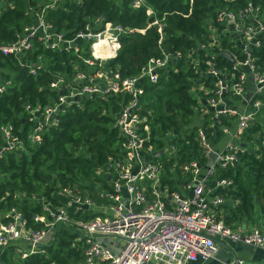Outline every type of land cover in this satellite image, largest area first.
Segmentation results:
<instances>
[{
    "label": "built area",
    "instance_id": "obj_1",
    "mask_svg": "<svg viewBox=\"0 0 264 264\" xmlns=\"http://www.w3.org/2000/svg\"><path fill=\"white\" fill-rule=\"evenodd\" d=\"M5 1L0 0V5ZM62 1L37 0L35 6H28L23 14L31 22L15 34L14 40L0 46V55L12 57L19 67H27L32 76L43 68L39 54L34 61L25 58L35 51L73 50L78 54V42H82L89 56L78 54L84 68L72 64L74 72L70 78L59 75L49 83L56 98L50 97L41 107L22 105L27 113L25 131L10 123H0V157L7 151L25 152V140L40 143L43 131L57 125L61 110L78 106L91 97H126L119 102L114 117L120 140L115 153L108 154L104 164L95 170L104 178V186L96 183L90 193L73 182L56 188L52 193L55 203L44 196L37 197L42 213L34 214L32 220L39 222V226L28 224L15 205L0 210V252L11 246L20 258L35 251L44 253L60 224L69 227L76 234L74 240L81 242L82 258L73 264H205L215 257L217 239L264 251L262 230L224 223L220 204L226 203L229 196L222 188L233 186L230 178L215 177L217 167L233 166L237 154L246 149L259 150L255 156L264 153V62L256 50L264 47V9L248 1L235 10H218L207 26L209 41L198 47L216 46L219 53L228 52L233 61L222 57L228 66L217 64L216 53L202 61L204 69L200 75L209 78L210 85L205 86L201 80L190 87L189 93L194 102L193 139L205 160L200 164L190 159L180 164V171L186 174L172 176L175 182L170 189L166 181L161 182L164 166L159 156L163 154L165 160L176 157L179 147L173 139L179 133L165 131L161 148L149 142L150 110L145 105L150 99L146 100L141 84L156 82L161 71L166 72L171 62L180 59V52L160 51L158 56L148 58L136 74L122 76L116 67L106 66L105 62L116 56L120 34L144 29L102 23L98 18L93 25L87 22L65 36L53 31L44 19L45 11ZM130 7L143 8L148 17L153 15L146 0H130ZM162 21L163 18L154 19L146 27L155 25L161 34ZM216 23L221 26L218 31ZM223 38L227 48H221ZM160 41L161 37L157 44ZM189 63L198 73L199 59L190 58ZM10 83V79L0 77V93ZM256 121L263 131L259 145L245 141L243 136V131ZM166 151L169 154H164ZM175 163H169L168 168ZM95 195L100 199L96 200ZM23 197L24 192L12 193L13 199ZM236 202L237 199L231 201ZM224 264H243V260L233 258Z\"/></svg>",
    "mask_w": 264,
    "mask_h": 264
},
{
    "label": "trees",
    "instance_id": "obj_2",
    "mask_svg": "<svg viewBox=\"0 0 264 264\" xmlns=\"http://www.w3.org/2000/svg\"><path fill=\"white\" fill-rule=\"evenodd\" d=\"M146 1L153 12L149 17L144 14L143 8L132 9L130 0H64L56 8L46 10L44 19L51 24L53 31L62 32L65 36L81 29L87 22L93 25L98 18L102 19V23L110 22L123 28H143V32L120 34L116 56L105 62L106 66L116 67L122 76L136 74L148 58L158 56L160 51L180 52V59L171 62L166 72L161 71L156 82L144 81L141 84L146 100L153 101L145 105V109L150 110L149 142L161 148L165 144V131L179 133L176 140L173 139L179 147L176 157L165 160L163 154L159 156L164 166L161 182L166 181L173 189L175 179L172 176L186 174L180 171V164L190 159H196L200 164L205 160L193 139L194 126L190 122L194 102L189 89L201 80L205 86L210 85V79L200 75L204 69L202 61L210 53H216L214 60L217 64L228 66L218 47H198L209 41L207 26L218 10H235L248 1L264 9V0ZM36 3L37 0H6L0 5V46L14 40L15 34L31 22L23 13L28 6L33 7ZM161 18V34H158L155 25L146 27L147 22ZM214 27L216 31L221 28L217 23ZM159 37L161 41L157 44ZM82 45L78 42V54L89 56ZM227 45L226 38L221 39V48H227ZM256 50L264 62V47ZM37 54L43 68L35 76L27 72V67H19L12 57L0 55V77L11 81L7 89L0 93V123H10L14 128L25 131L27 113L22 105L43 106L50 97H57L56 91L48 88L54 78L59 75L70 78L74 72L72 64L76 68H84L73 50H38L25 58L34 61ZM190 58L199 59L198 73L189 63ZM125 100V96L118 95H109L105 99L91 97L78 106L66 107L57 114V125L43 131L40 143L31 144L25 140V152H5L0 157V210L15 205L27 223L37 227L40 223L32 220L34 214L42 213L37 197L44 196L55 203L52 193L56 188L73 182L90 193L96 183L104 186V178L95 170L104 164L108 154L116 151L120 136L114 117L119 102ZM262 134L259 121L243 131L245 141L258 145ZM211 140L214 141L215 136ZM257 151L246 149L237 154V162L233 166L216 168L215 177H228L232 181L233 187L222 188L229 197L226 203L220 204L221 218L230 226L242 217L251 218L255 203L259 212L264 214V153L255 156ZM173 161L176 163L169 169L168 164ZM15 191L24 192V197L13 199ZM32 194L34 197H31ZM95 199L100 198L95 195ZM233 199H237L234 204L231 203ZM73 215L84 217L80 213ZM75 236L69 227L60 224L52 241L45 246L44 253L35 251L20 258L9 246L0 252V264H73L82 258L81 242L74 240Z\"/></svg>",
    "mask_w": 264,
    "mask_h": 264
},
{
    "label": "crops",
    "instance_id": "obj_3",
    "mask_svg": "<svg viewBox=\"0 0 264 264\" xmlns=\"http://www.w3.org/2000/svg\"><path fill=\"white\" fill-rule=\"evenodd\" d=\"M232 227L239 226L244 229L257 227L264 232V214L259 212L258 204L254 205L251 218H240L232 224ZM215 257L205 262V264H224L233 258H240L243 261L255 260L264 256V251L240 242H233L229 240H216ZM218 262V263H216Z\"/></svg>",
    "mask_w": 264,
    "mask_h": 264
},
{
    "label": "water",
    "instance_id": "obj_4",
    "mask_svg": "<svg viewBox=\"0 0 264 264\" xmlns=\"http://www.w3.org/2000/svg\"><path fill=\"white\" fill-rule=\"evenodd\" d=\"M221 56L224 57L225 59L229 60L230 62L233 61L231 55L226 52V51H222ZM155 155H157V152L155 153ZM243 264H264V256L255 260H246L243 261Z\"/></svg>",
    "mask_w": 264,
    "mask_h": 264
},
{
    "label": "rangeland",
    "instance_id": "obj_5",
    "mask_svg": "<svg viewBox=\"0 0 264 264\" xmlns=\"http://www.w3.org/2000/svg\"><path fill=\"white\" fill-rule=\"evenodd\" d=\"M194 115H195V113H194ZM190 125H194V123H193V118H191V122H190ZM164 154H169V152L168 151H166ZM255 205L257 206V203H255ZM216 263H218V262H216Z\"/></svg>",
    "mask_w": 264,
    "mask_h": 264
},
{
    "label": "bare ground",
    "instance_id": "obj_6",
    "mask_svg": "<svg viewBox=\"0 0 264 264\" xmlns=\"http://www.w3.org/2000/svg\"><path fill=\"white\" fill-rule=\"evenodd\" d=\"M100 43H103V42H100Z\"/></svg>",
    "mask_w": 264,
    "mask_h": 264
}]
</instances>
